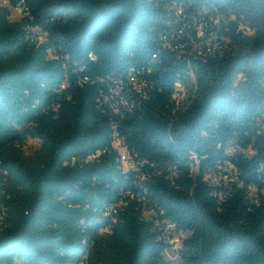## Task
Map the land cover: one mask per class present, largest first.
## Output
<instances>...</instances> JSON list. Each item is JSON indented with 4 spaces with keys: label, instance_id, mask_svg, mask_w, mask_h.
I'll return each instance as SVG.
<instances>
[{
    "label": "trees",
    "instance_id": "16d2710c",
    "mask_svg": "<svg viewBox=\"0 0 264 264\" xmlns=\"http://www.w3.org/2000/svg\"><path fill=\"white\" fill-rule=\"evenodd\" d=\"M9 2L29 15L10 22L0 5V264H174L137 200L116 221L104 214L135 180L111 149L116 132L153 174L149 205L188 233L178 264H264V0ZM173 2L255 28L233 31L222 56L192 62L197 87L176 113L174 85L190 70L160 38ZM30 25L47 32V44L37 47ZM133 70L152 87L147 98L134 92L120 119L99 97ZM29 137L41 148L26 156L16 145ZM226 161L259 203L245 188L214 195L204 173Z\"/></svg>",
    "mask_w": 264,
    "mask_h": 264
},
{
    "label": "built area",
    "instance_id": "2783aa9c",
    "mask_svg": "<svg viewBox=\"0 0 264 264\" xmlns=\"http://www.w3.org/2000/svg\"><path fill=\"white\" fill-rule=\"evenodd\" d=\"M20 5V4H19ZM171 28L161 33L162 44L177 54L179 58L187 61L189 65L188 82L177 81L171 95L173 112L184 110L191 101L192 90L197 87L196 76L192 62L197 59H208L222 56L231 43V33L238 31L243 35L251 36L255 28L244 17L224 13L218 9L202 8L198 14L188 11L184 3H169L166 6ZM145 71L133 70L129 77L116 79L102 90L99 103L102 107L110 109L115 115L123 119L132 110L130 96L136 92L147 98L148 90L152 87L149 80L143 77ZM261 131L264 133V117L259 120ZM111 149L118 153L117 162L125 174L135 177L133 185L124 191L122 197L113 202L105 216L116 221L117 216L123 212L132 201L137 200L142 204L143 219L151 222L152 230L158 234L159 239L166 244L165 257L176 261L181 256L184 239L183 230L178 229L177 224L166 217L157 208L149 205L147 181L153 176L149 169H143L146 160L138 153L131 150L125 136L114 133ZM103 152H107L103 150ZM98 154L90 155L87 160L94 159ZM194 163H200L195 153L191 154ZM192 172L197 174L193 170ZM160 173V172H158ZM204 181L214 188V195L219 199H225L237 188H245L255 203H259L257 189L248 185L242 176V169L231 161H226L218 169H211L204 173ZM109 229H101V232ZM83 264H87L86 262Z\"/></svg>",
    "mask_w": 264,
    "mask_h": 264
},
{
    "label": "rangeland",
    "instance_id": "374dc122",
    "mask_svg": "<svg viewBox=\"0 0 264 264\" xmlns=\"http://www.w3.org/2000/svg\"><path fill=\"white\" fill-rule=\"evenodd\" d=\"M0 5L2 7H5L8 9V19L10 22H18L22 23L24 17L29 15L28 10L25 9L23 5H17L13 6L9 2V0H0ZM26 28H29L31 30V33L33 35V41H35L37 47H41L44 44L48 43L49 36L47 32H45L43 29L40 27L36 26H25ZM56 54V53H55ZM49 57L52 58L54 57L53 53H49ZM17 147H20L21 151L26 155V156H31L34 155L36 151L40 150L41 148V141L37 138H32L29 137L27 140L22 144V145H16ZM200 169V163L198 164L197 162L193 164V170L195 173H198ZM181 236L187 237L188 233L183 231ZM180 260L174 261V264H178Z\"/></svg>",
    "mask_w": 264,
    "mask_h": 264
}]
</instances>
